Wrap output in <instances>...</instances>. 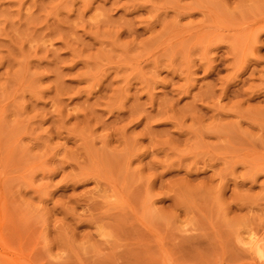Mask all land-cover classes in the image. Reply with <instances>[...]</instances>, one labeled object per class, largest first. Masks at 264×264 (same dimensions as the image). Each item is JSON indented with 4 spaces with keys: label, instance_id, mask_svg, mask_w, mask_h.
<instances>
[{
    "label": "rangeland",
    "instance_id": "1",
    "mask_svg": "<svg viewBox=\"0 0 264 264\" xmlns=\"http://www.w3.org/2000/svg\"><path fill=\"white\" fill-rule=\"evenodd\" d=\"M0 264H264V0H0Z\"/></svg>",
    "mask_w": 264,
    "mask_h": 264
},
{
    "label": "bare ground",
    "instance_id": "2",
    "mask_svg": "<svg viewBox=\"0 0 264 264\" xmlns=\"http://www.w3.org/2000/svg\"><path fill=\"white\" fill-rule=\"evenodd\" d=\"M203 4H205V3H203ZM210 5V4H209ZM202 7V6H201ZM184 10V9H183ZM189 11V10H188ZM217 19V18H216ZM206 22V21H205ZM217 22V21H216ZM200 23V22H199ZM193 29H195V28H193ZM197 30V29H196ZM205 31V30H204ZM211 33V32H210ZM216 35V34H215ZM165 258V257H164ZM167 260V259H166Z\"/></svg>",
    "mask_w": 264,
    "mask_h": 264
}]
</instances>
